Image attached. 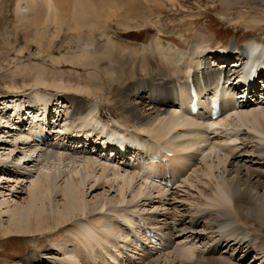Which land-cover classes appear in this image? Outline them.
Masks as SVG:
<instances>
[{
    "label": "bare ground",
    "instance_id": "1",
    "mask_svg": "<svg viewBox=\"0 0 264 264\" xmlns=\"http://www.w3.org/2000/svg\"><path fill=\"white\" fill-rule=\"evenodd\" d=\"M0 1L13 4L19 26L32 29L35 40L48 41L46 56L54 64L71 65L56 72L35 66L31 90L14 95L9 108L0 107V149L8 145L4 159L14 154L12 172L27 167L23 169L27 173L10 175L14 184L8 185V194L0 188V236L39 234L56 239L52 244L56 253L52 247L47 255L33 251L22 264H249L252 252L264 263V95L254 98L264 93V84L251 83L248 75L252 100L238 107L237 99L224 102L216 120L209 114L191 116L188 109L191 84L195 89L201 79L214 93L217 88L211 85L221 72L236 70L238 59L224 69L228 59L219 52L238 53L247 46L264 50V38L243 31L240 43L217 50L190 21L195 32L190 48L174 37L164 40L169 35L164 19L187 23L194 15L184 10H190L187 3L192 0ZM195 1L217 9L225 22L264 29V0ZM147 28L154 38L146 44L116 32ZM185 31L177 34L188 39L191 33ZM56 40L60 56H54ZM136 60L145 62L136 65ZM153 62L157 71L142 75L140 69L150 70ZM81 70L87 73L82 75ZM113 82L118 85L114 93ZM57 95L71 107L62 127L58 121V132L90 130L92 135L98 129L102 140L115 138L126 148L111 149L114 163L84 153L80 143L63 151L64 145L37 144L17 131L24 120L29 124L32 115L54 102L53 111L58 112L64 104L59 105V97L55 100ZM104 100H112L110 106L116 105L120 114L108 105L107 119ZM135 141L154 153L158 150L165 161L137 163L148 156L138 153L144 150L133 146ZM58 158L63 164L52 172L28 168L32 162L40 165ZM3 170L7 165L1 158L0 176ZM152 172L168 173L173 186L151 181ZM128 215L157 229L166 238V247L149 254L147 248L128 243L130 233L124 224Z\"/></svg>",
    "mask_w": 264,
    "mask_h": 264
},
{
    "label": "rangeland",
    "instance_id": "2",
    "mask_svg": "<svg viewBox=\"0 0 264 264\" xmlns=\"http://www.w3.org/2000/svg\"><path fill=\"white\" fill-rule=\"evenodd\" d=\"M193 2L187 3L190 10H184L187 13H193V18L188 19V24L183 22L177 24V22H172V17H167L164 19V25L168 27V34H166V38H176L177 41L181 44H184L186 48H190L192 41H193V34L192 28L190 27L189 23L192 21V23H195L196 30H200L199 33L204 34L208 37L210 40V46H213L214 48H220L222 43L225 45L230 42H236L240 43L242 39L244 38L242 36L243 31H250L251 34H255L257 37L261 38L263 40L264 38V29L262 31H256L254 27H245L243 24H233L230 22H225L221 19V16L219 17L217 13V9H213L210 6H206L203 8V6L196 4L195 0H192ZM207 1V0H205ZM0 1V95H7V94H19L22 92H28L33 87V74L35 66L42 65L46 66V69L53 67L56 71L60 70H68L67 67H70L71 65L62 62L63 65L54 64L52 59L49 56H46V49L45 44L48 43V41L45 38H42L43 41L35 40V32L32 29H28L26 26H22L18 24L15 13H13V4L9 3H2ZM3 5V6H2ZM8 5V6H7ZM178 8L179 7H175ZM168 9L170 10V5H168ZM168 10V12H169ZM173 12H176V10H172ZM182 12V10H180ZM203 15V16H202ZM262 17L264 15L262 14ZM169 18L171 20H169ZM180 22V21H179ZM176 23V24H174ZM26 27V28H25ZM118 28V27H117ZM117 30V29H116ZM177 30H187L191 33L189 38L187 37H181V35L177 34ZM185 31V32H187ZM203 31V32H201ZM122 37L127 38H134L138 41L141 40V43L146 44L152 42L154 38V32H152L151 28H147L145 30L139 29L137 30H117ZM176 33V34H175ZM261 34V35H259ZM261 36V37H260ZM142 38V39H141ZM187 39V42H184V39ZM124 40V39H123ZM191 40V43H190ZM127 41V40H125ZM264 41V40H263ZM129 42V41H127ZM60 43L59 40H56L55 43H52L55 46V52L54 56H60V53L57 52V46ZM167 43V42H165ZM217 45V47H216ZM138 59V58H137ZM145 61L137 62L136 65H139L140 63ZM233 62V59L229 60V63ZM68 65V66H67ZM156 63L153 62L151 66H149L150 70H147L146 68L140 69V72L144 76H149L153 74L155 71H157L158 67H155ZM141 68V67H139ZM71 69V67H70ZM30 70V71H29ZM127 71H130V65L126 69ZM147 70V71H146ZM86 70H81V74H86ZM25 76V77H24ZM140 77H142L140 75ZM71 80H76V76H70ZM114 88L113 93L116 89H118V85L116 82H113ZM45 89V88H44ZM43 90V88H42ZM53 89L48 88L46 91H52ZM60 93H63V91H59ZM112 93V94H113ZM60 95V94H59ZM86 97V96H84ZM112 100H104L102 103L104 104L105 108L103 109V113L105 114L106 118L109 119V108L112 107L110 110H114L116 113H119L118 108L116 105L110 106ZM110 107H109V106ZM120 114V113H119ZM66 117L62 118V123L66 122ZM21 146V144H19ZM23 146V145H22ZM1 147V146H0ZM5 150L3 151L0 149V159L2 158L3 161L6 162L7 170L1 173L2 176H0V188H2L1 191H3L4 194H8L9 190H11L10 187H8L9 184H14L13 180L10 178V175H14L17 173H21L23 169H26V166H22L21 168H16L15 172L13 173L12 170V161L10 162L12 156L14 157V154L12 155L10 153V156L7 157L8 159H4L8 152V145L5 146ZM4 153V154H3ZM4 155V156H3ZM14 161V160H13ZM16 162V161H15ZM60 162V164H59ZM50 163V164H49ZM36 164V165H35ZM38 162H32L29 164L30 170H50L51 172L54 170L55 167L62 166L61 158H58V160H50V162H43L40 165H37ZM9 169V170H8ZM63 170L66 168H62ZM11 172V173H10ZM26 172V171H23ZM4 173V174H3ZM27 173V172H26ZM11 175V176H12ZM4 178V179H2ZM17 186V185H16ZM15 186V187H16ZM7 196V195H5ZM56 242V239L53 237L46 238L44 236H41L39 234L35 236H11L9 238H4L0 236V264H22V262H25V259L28 257L29 253L33 251H37V253L41 255H47L50 252L47 249H50V247L53 248L54 253H56V247L52 246L53 243ZM51 248V249H52ZM25 257V258H24ZM57 257H60L57 255ZM47 258V257H45ZM49 258V257H48ZM249 264H264L261 262V259H256L255 254L252 252L250 257Z\"/></svg>",
    "mask_w": 264,
    "mask_h": 264
}]
</instances>
